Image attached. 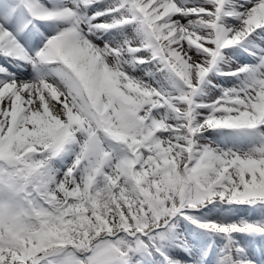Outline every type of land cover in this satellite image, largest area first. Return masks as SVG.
<instances>
[{
  "label": "snow or ice",
  "instance_id": "snow-or-ice-1",
  "mask_svg": "<svg viewBox=\"0 0 264 264\" xmlns=\"http://www.w3.org/2000/svg\"><path fill=\"white\" fill-rule=\"evenodd\" d=\"M0 264H264V0H0Z\"/></svg>",
  "mask_w": 264,
  "mask_h": 264
}]
</instances>
